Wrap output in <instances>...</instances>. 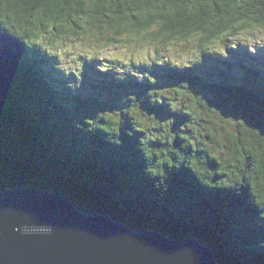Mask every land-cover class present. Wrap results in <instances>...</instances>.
Returning a JSON list of instances; mask_svg holds the SVG:
<instances>
[{
    "label": "trees",
    "instance_id": "16d2710c",
    "mask_svg": "<svg viewBox=\"0 0 264 264\" xmlns=\"http://www.w3.org/2000/svg\"><path fill=\"white\" fill-rule=\"evenodd\" d=\"M254 34L264 0H0V191L264 264Z\"/></svg>",
    "mask_w": 264,
    "mask_h": 264
},
{
    "label": "water",
    "instance_id": "95a60500",
    "mask_svg": "<svg viewBox=\"0 0 264 264\" xmlns=\"http://www.w3.org/2000/svg\"><path fill=\"white\" fill-rule=\"evenodd\" d=\"M0 264H219L213 249L87 212L51 190L0 191Z\"/></svg>",
    "mask_w": 264,
    "mask_h": 264
},
{
    "label": "rangeland",
    "instance_id": "374dc122",
    "mask_svg": "<svg viewBox=\"0 0 264 264\" xmlns=\"http://www.w3.org/2000/svg\"><path fill=\"white\" fill-rule=\"evenodd\" d=\"M249 38V40H251V41H255V42H253V43H256V44H260V43H262V44H264V35H261V34H254V35H251V36H249L248 37ZM73 50H72V56H71V59H74L75 57V55L76 54H78V53H80L81 52V50H78V48L75 46V47H73L72 48ZM188 49V48H187ZM66 62H67V60H66ZM70 64V63H69ZM231 125L230 126H228V128L229 129H231Z\"/></svg>",
    "mask_w": 264,
    "mask_h": 264
},
{
    "label": "bare ground",
    "instance_id": "6f19581e",
    "mask_svg": "<svg viewBox=\"0 0 264 264\" xmlns=\"http://www.w3.org/2000/svg\"><path fill=\"white\" fill-rule=\"evenodd\" d=\"M157 208V207H156ZM156 229V228H155ZM178 240V239H177Z\"/></svg>",
    "mask_w": 264,
    "mask_h": 264
}]
</instances>
